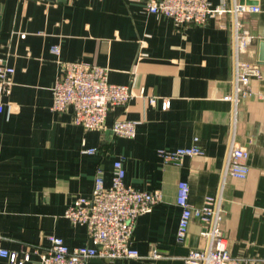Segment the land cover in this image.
<instances>
[{
  "label": "crops",
  "instance_id": "1",
  "mask_svg": "<svg viewBox=\"0 0 264 264\" xmlns=\"http://www.w3.org/2000/svg\"><path fill=\"white\" fill-rule=\"evenodd\" d=\"M247 3L260 11L240 19L252 37L241 58L258 65L260 76L251 78L253 94L234 113L224 99L233 80L230 13L179 27L132 0H0V57L14 68L0 111V246L16 252L17 261L29 253L23 264H40L35 250L48 245L49 235L70 247L93 246L85 226L71 224L64 212L76 198L92 195L96 175L109 187L119 159L126 185L159 190L162 200L135 220L140 258L94 257L88 264H187L184 256L205 242L196 218L184 241H176L179 181L188 183L192 206L221 186V228L230 253L264 258V63L258 61L264 0ZM61 61L105 67L111 83L129 86L135 96L108 113L103 130H84L72 122L70 108L50 109ZM118 119L137 121L133 138L113 134ZM231 137L249 150L243 179L223 176ZM194 144L202 153L176 163L159 155ZM153 249L160 257L150 256ZM0 264L16 263L0 256Z\"/></svg>",
  "mask_w": 264,
  "mask_h": 264
},
{
  "label": "built area",
  "instance_id": "2",
  "mask_svg": "<svg viewBox=\"0 0 264 264\" xmlns=\"http://www.w3.org/2000/svg\"><path fill=\"white\" fill-rule=\"evenodd\" d=\"M142 2L144 10L155 15L169 18L175 26L186 24L203 25L209 18H220L226 13L232 16V55L233 80L232 89L224 95L234 105L253 94L250 88L252 77L260 76L258 65L241 58L251 41V35L242 29L241 17L249 12L260 11L259 6L247 3V0H226L213 5L209 0H132ZM52 51L58 54L57 48ZM14 68L0 57V111L3 98L11 91ZM135 96L129 86L111 83L105 67L82 61H61L60 71L52 87L54 112L71 109L72 122L84 130H103L110 111L117 106H124ZM156 97L149 101L155 103ZM169 106V99L162 100V108ZM137 121L114 120L110 129L116 136L133 138ZM95 148H83L84 153H94ZM201 148L197 145L179 147L170 150H159L164 162L176 163L185 156L199 155ZM249 150L234 142L231 137L228 144L223 176L229 175L243 179L248 174L247 163ZM125 170L121 160L113 163L112 182L105 187L102 177L94 178L93 192L90 197H78L69 205L64 216L73 225L86 228L93 246H68L64 240L55 235L47 236L48 245L38 251L40 264H88L94 257L106 260L140 258L133 244V229L139 215L150 212L152 207L162 200L159 190L146 192L136 190L124 182ZM189 185L179 181L176 203L181 208L178 221L176 241L182 243L186 237L192 218L200 222L199 235L204 239V246L192 248L184 262L187 264H264V258L234 256L228 249L227 238L221 228L222 201L221 186L218 194L207 196L201 206H192L188 200ZM0 256L10 262L23 264L29 260V253L17 261L16 252H10L0 246ZM153 258L160 257L156 249L150 253Z\"/></svg>",
  "mask_w": 264,
  "mask_h": 264
},
{
  "label": "water",
  "instance_id": "3",
  "mask_svg": "<svg viewBox=\"0 0 264 264\" xmlns=\"http://www.w3.org/2000/svg\"><path fill=\"white\" fill-rule=\"evenodd\" d=\"M258 61L264 63V38L258 40Z\"/></svg>",
  "mask_w": 264,
  "mask_h": 264
}]
</instances>
